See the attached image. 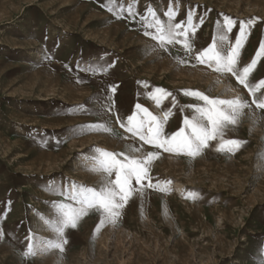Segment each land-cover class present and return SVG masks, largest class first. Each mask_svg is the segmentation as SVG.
Segmentation results:
<instances>
[{
    "label": "rangeland",
    "instance_id": "rangeland-1",
    "mask_svg": "<svg viewBox=\"0 0 264 264\" xmlns=\"http://www.w3.org/2000/svg\"><path fill=\"white\" fill-rule=\"evenodd\" d=\"M149 8L165 21L164 13L174 9L176 23L191 13L198 49L212 42L225 16L237 21L229 34L233 42L239 22L255 18L241 50L246 63L264 41V0H0V230L5 233L0 264H260L264 259L258 253L264 247V123L245 115L228 132L231 139L246 141L239 151L217 153L213 147L190 160L132 138L115 115H98L99 103L90 102L115 86L113 99L125 121L137 103L157 117L171 108L165 125L171 133L192 115L189 104L203 103L185 90L253 99L234 76L189 58L181 44L160 49L144 34L142 17ZM261 79L264 58L250 75L252 83ZM155 88L171 92L176 105L171 99L157 105L149 97ZM245 112L264 115L254 104ZM96 123L112 131L72 132ZM94 148L137 157L159 153L149 165L151 182L171 181V191L146 188L143 216L136 197L115 226L103 225L94 238L100 217L90 212L76 230H67L63 258L58 250L24 258L30 229L52 236L38 214L50 216L54 210L47 202L64 201L48 186L99 187L100 174L88 170Z\"/></svg>",
    "mask_w": 264,
    "mask_h": 264
},
{
    "label": "snow or ice",
    "instance_id": "snow-or-ice-1",
    "mask_svg": "<svg viewBox=\"0 0 264 264\" xmlns=\"http://www.w3.org/2000/svg\"><path fill=\"white\" fill-rule=\"evenodd\" d=\"M147 11L151 20L148 19V16L142 17L144 34L155 40L160 49L167 51L168 45L181 44L189 58H193L199 64H206L221 75L231 74L234 76L236 81L248 90L253 99L249 102L240 96L231 99L210 98L200 91L185 90L184 95L203 103L189 104L188 108L192 109V115H185L182 126L171 133L165 131V125L173 114L171 108L164 111L162 117H157L137 103L135 111L128 115L127 121H125L113 99L116 92L115 86H112L111 94H97L89 98L90 102L99 103L98 115L103 116L109 113L115 115L116 122L129 132L132 138H138L144 144L153 145L165 152L174 153L177 156H187L190 160L201 156L205 150H211L213 147L217 153L235 154L246 141L226 138V136L229 131L238 127L241 118L247 115L253 123H264V115L258 116L253 112H245V109H251L253 104L256 109L264 110V92H261L260 96L256 95L257 92L264 89V79L256 83L250 82L251 73L258 61L264 58V41L260 42L259 49L250 63L243 62L241 58V50L245 46L255 18L239 22V32L235 35L233 42L230 40L229 34L233 33L237 21L225 16L222 23L216 24L212 42L207 47L198 49L193 42L198 25L193 23L191 13L184 21L176 23L174 22V9L164 13L166 21L157 17L151 8ZM128 12L130 16H135L130 7ZM199 23H203V17H200ZM153 28L155 31H149ZM179 63L184 64L187 61L180 60ZM78 82L83 83L84 81L78 79ZM149 97L157 105L167 99H171L173 106L177 103L174 95L163 88H155L153 92L149 93ZM77 107L83 108L84 106ZM81 128L112 131L106 123H96L88 126H75L72 132L75 133ZM121 139L127 140L128 137ZM213 142H215L214 145ZM89 151L96 153L92 157L93 166L88 170L100 174L99 187L77 185L75 182H71L68 187L48 186L50 193L62 196L64 201L47 202L50 210H54L50 216L38 214L39 220L52 233V236L50 238L39 237L33 234L30 229L29 235L26 237L30 243L21 254L24 258L34 256L37 252L47 254L53 250H58L63 258L65 245L69 243L66 235L67 230H76L80 220L90 212L98 213L100 217L93 233L94 238L103 225L110 223L115 226L126 206L136 197L141 200L140 209L141 216H143L142 201L146 188H152L162 193L171 191L168 187L171 181H158L156 184L151 182L149 165L159 155L155 151L147 152L139 157L126 152L114 153L99 148ZM130 151L141 152V149L132 147ZM81 155L85 156L86 154ZM260 167L264 168V165ZM144 181H148V183L144 184ZM4 235L5 233L0 230V239H3ZM258 253L264 257V247L259 248ZM260 264H264V259H261Z\"/></svg>",
    "mask_w": 264,
    "mask_h": 264
},
{
    "label": "crops",
    "instance_id": "crops-1",
    "mask_svg": "<svg viewBox=\"0 0 264 264\" xmlns=\"http://www.w3.org/2000/svg\"><path fill=\"white\" fill-rule=\"evenodd\" d=\"M226 138H230V134H227Z\"/></svg>",
    "mask_w": 264,
    "mask_h": 264
},
{
    "label": "bare ground",
    "instance_id": "bare-ground-1",
    "mask_svg": "<svg viewBox=\"0 0 264 264\" xmlns=\"http://www.w3.org/2000/svg\"><path fill=\"white\" fill-rule=\"evenodd\" d=\"M39 57H41V55L39 54Z\"/></svg>",
    "mask_w": 264,
    "mask_h": 264
}]
</instances>
